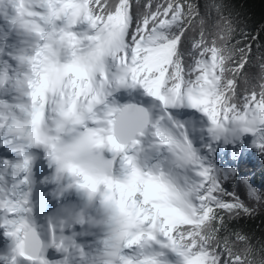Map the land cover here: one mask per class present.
<instances>
[{"label": "snow or ice", "instance_id": "1", "mask_svg": "<svg viewBox=\"0 0 264 264\" xmlns=\"http://www.w3.org/2000/svg\"><path fill=\"white\" fill-rule=\"evenodd\" d=\"M6 2L0 264H264V60L227 0Z\"/></svg>", "mask_w": 264, "mask_h": 264}, {"label": "trees", "instance_id": "2", "mask_svg": "<svg viewBox=\"0 0 264 264\" xmlns=\"http://www.w3.org/2000/svg\"><path fill=\"white\" fill-rule=\"evenodd\" d=\"M230 5L229 14L238 23V32L236 39L238 40L241 34H247L248 40L253 43V56L250 57V62L245 65L248 78L254 79L257 75V68L254 65L256 60H264V47H261L257 52V45H264V0H227ZM201 14H213L212 10L222 11L216 0H201ZM255 37V40H253ZM243 75V74H242ZM259 221L247 222L245 225L248 228H256ZM258 230V229H257Z\"/></svg>", "mask_w": 264, "mask_h": 264}, {"label": "rangeland", "instance_id": "3", "mask_svg": "<svg viewBox=\"0 0 264 264\" xmlns=\"http://www.w3.org/2000/svg\"><path fill=\"white\" fill-rule=\"evenodd\" d=\"M12 16V9L11 6L6 2V0H0V47H6L15 51H20L23 48L27 47V42H24L22 40V37L20 36L19 32L14 31L11 27V25L7 22ZM124 91L127 90V88H120ZM117 92H114L113 95H115ZM122 94V95H123ZM141 95L144 97L146 96L143 93V90L141 89ZM128 95L124 94V97ZM147 99L154 100L151 97L146 96ZM114 98V97H113ZM159 103V102H158ZM157 112H160V107L157 108ZM180 111H183V109H180ZM160 113L155 115V118L159 116ZM183 118V117H180ZM184 119V118H183ZM151 142H148V144L145 146V148L148 151V154H154L152 152L151 148ZM149 149V150H148ZM50 216V213H45L44 217L39 220L40 227L43 228L45 226V220ZM46 257L51 259L54 255V250L52 248H46L45 251ZM169 261H171V264H178V261L174 257L167 258Z\"/></svg>", "mask_w": 264, "mask_h": 264}, {"label": "bare ground", "instance_id": "4", "mask_svg": "<svg viewBox=\"0 0 264 264\" xmlns=\"http://www.w3.org/2000/svg\"><path fill=\"white\" fill-rule=\"evenodd\" d=\"M119 95H114L111 99H112V101L114 102V104L115 105H120L121 103H122V101H124V100H128V101H130V100H132V101H137V102H139L137 99H141L142 100V103H144V104H146V105H149L150 106V108H151V110L154 112V113H156V115L158 114V113H160V112H157L158 110H157V108H158V104H155V100H151V99H144L145 97H143L142 95H141V89H139L138 88V90H137V93H135L134 92V88H132V89H129L128 90V94H126V95H128V96H126V97H124L123 98V96H124V94L122 95V94H120V93H118ZM160 115V114H159ZM153 119H155V117L153 116ZM148 142H150V139H145V141H144V149H145V152L146 153H148V151H147V149L145 148V145H146V143H148ZM151 145V144H150ZM149 150V149H148ZM153 155V154H152ZM48 217V216H47ZM37 222H39V220L37 221ZM41 228V227H40ZM46 251V250H45ZM167 258H169V257H167ZM166 258V259H167Z\"/></svg>", "mask_w": 264, "mask_h": 264}, {"label": "water", "instance_id": "5", "mask_svg": "<svg viewBox=\"0 0 264 264\" xmlns=\"http://www.w3.org/2000/svg\"><path fill=\"white\" fill-rule=\"evenodd\" d=\"M124 105H135L137 107H141V108H145L149 111V109L147 107H145L144 105H141V104H137V103H134V102H131V103H127V104H124ZM123 105V106H124ZM150 115L152 116L151 112L149 111ZM153 117V116H152Z\"/></svg>", "mask_w": 264, "mask_h": 264}]
</instances>
